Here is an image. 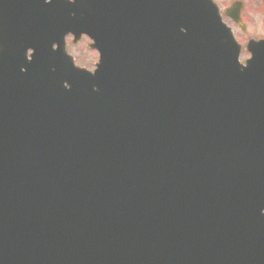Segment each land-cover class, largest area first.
<instances>
[{
	"label": "water",
	"instance_id": "1",
	"mask_svg": "<svg viewBox=\"0 0 264 264\" xmlns=\"http://www.w3.org/2000/svg\"><path fill=\"white\" fill-rule=\"evenodd\" d=\"M24 1L0 70V264H264V39L241 63L213 0Z\"/></svg>",
	"mask_w": 264,
	"mask_h": 264
},
{
	"label": "rangeland",
	"instance_id": "2",
	"mask_svg": "<svg viewBox=\"0 0 264 264\" xmlns=\"http://www.w3.org/2000/svg\"><path fill=\"white\" fill-rule=\"evenodd\" d=\"M222 7V11L230 7L235 0H215ZM240 1V0H239ZM245 2V6L242 9V18L243 23H245V29H242L236 25L229 18L225 17V20L228 24L234 26L236 35L238 39L244 46L247 43L248 39L252 36L257 38L264 37V3L262 0H241ZM87 41L81 39L79 45L75 48L72 42L69 45V53H77V61L81 65L86 66L87 68L93 67V62L97 59V51L91 50L86 46ZM248 52L243 49L241 53V61L243 62L244 58L247 57Z\"/></svg>",
	"mask_w": 264,
	"mask_h": 264
},
{
	"label": "flooded vegetation",
	"instance_id": "3",
	"mask_svg": "<svg viewBox=\"0 0 264 264\" xmlns=\"http://www.w3.org/2000/svg\"><path fill=\"white\" fill-rule=\"evenodd\" d=\"M19 7H20V2L18 0H0V58L2 60H4L5 58L7 59L8 56L4 53L3 50V44H6V40H14L15 42H17L18 39L21 40V35H19L18 33H16L15 35L10 37H7V35L5 34V30L7 28L10 29L11 26L16 27L17 23L16 20L18 17H20V12H19ZM74 36L70 35L68 37V42L69 44L72 42L73 46L75 48L78 47L79 42H74ZM81 39L86 40L87 44H89V39L86 36L81 37ZM21 44V43H20ZM90 48V46H89ZM21 51L23 49V45L21 44ZM10 51H12L10 49ZM19 51V49H17L16 53L17 54ZM80 53H74L75 58L77 59V55H79ZM95 63V61L93 62V64ZM5 67H3L4 69ZM94 67H92L93 70Z\"/></svg>",
	"mask_w": 264,
	"mask_h": 264
}]
</instances>
